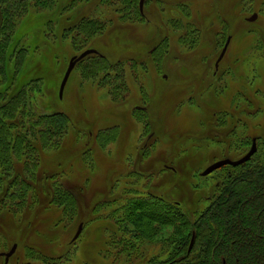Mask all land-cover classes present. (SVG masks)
Returning <instances> with one entry per match:
<instances>
[{
	"label": "rangeland",
	"instance_id": "374dc122",
	"mask_svg": "<svg viewBox=\"0 0 264 264\" xmlns=\"http://www.w3.org/2000/svg\"><path fill=\"white\" fill-rule=\"evenodd\" d=\"M26 1L13 16L0 0V124L23 118L22 107L71 117L62 146L59 132L44 152L37 147L31 155L41 168L55 170L49 175L58 190L63 181L71 187L79 208L66 218L54 205L24 220L0 209V251L19 241L10 264H17L29 243L60 256L48 258L51 264H139L165 257L169 236L179 235L175 225L140 221L137 213L121 207L139 191L170 195L180 189L186 195L190 182L205 195L210 188L214 193L216 175L224 178L227 169L204 179L202 171L224 155L238 158L250 148L258 129L255 113L264 102V0H143V12L141 0H82L64 10L71 19L60 15L64 0ZM254 13L257 18L248 20ZM79 14L87 19L80 34ZM88 47L97 53L76 64L60 98L71 57ZM12 74L15 81L25 75L22 98L30 102L19 109L12 102L15 113L3 107L18 84L7 89ZM39 74L45 78L33 82ZM223 111L235 121L229 124ZM259 148L255 157L264 161V140ZM103 195L111 201L96 211ZM122 215L127 225L145 231L129 255L106 252L108 235Z\"/></svg>",
	"mask_w": 264,
	"mask_h": 264
},
{
	"label": "trees",
	"instance_id": "16d2710c",
	"mask_svg": "<svg viewBox=\"0 0 264 264\" xmlns=\"http://www.w3.org/2000/svg\"><path fill=\"white\" fill-rule=\"evenodd\" d=\"M2 1L9 5L10 15L20 12L27 2L26 0ZM39 1L47 4L50 0ZM80 1L82 0L61 2L60 15L63 18L71 19L72 16H67L68 13H64V10L71 9ZM78 17L80 20L76 23V28L80 34L83 27H87V19L83 14H79ZM61 21L64 22L65 19ZM2 48L0 50H3ZM103 58L105 59V57ZM35 69L34 67L33 70ZM44 78L45 75L39 74L31 80L34 82V80ZM24 80L25 75L16 80L18 84L12 93L13 96L9 97L7 104L3 102V107H11L12 102H16L15 105L19 109L20 106L26 105V101L29 107V100L22 98L26 96L23 86H26L27 82ZM16 81L12 74L7 89ZM116 88L121 89L122 86ZM110 92H114L113 87H110ZM13 107L15 106L13 105ZM13 107L7 109L6 112L15 113ZM22 108H25L23 118H18L16 121L10 118L8 122L4 121L0 124V204L5 199L8 200V203L1 206L0 209L8 210V214H13L20 220H24L29 214H35L39 209H47L54 205L61 207L66 218L75 216L79 203L72 196L71 187L63 181L61 190H58L56 184L51 182L54 176L49 175L55 170H48L45 166L41 168L39 158L36 159L34 155H31L37 147L41 149V152H44L47 145L54 143L59 132L61 133L62 146L69 130L71 117L62 111L51 115L46 113L38 115L31 108L30 111L27 110V107ZM20 113L23 115L21 111L17 114ZM255 114H257L258 129L254 130L250 141L252 144L256 139L257 152L242 164H228L209 175L200 174V177L204 179L212 177L220 170L227 169L224 178L216 175L217 178L213 184V187L216 188L214 193L210 188V193L205 195L203 188L190 182L186 185V195H183L180 189L178 192L174 189L170 195L165 191H162L160 195L151 191L147 193L139 191L138 193L141 195L136 194L126 199L121 207L125 209V212L137 213L141 217L140 221L147 219L161 225L173 224L179 233V235L169 236V241L162 248L163 253H167L165 257L156 256L139 264H264V161L255 157L260 149V140H264V102L258 104ZM218 115L219 112L215 111L214 116ZM222 115L228 118L229 124L234 120V116L229 111H223ZM237 120H240L238 116ZM14 122L17 123L16 127H13ZM244 122V125L248 124L247 121ZM101 131H97L96 140H98ZM33 135H35V139ZM88 135L91 136V133ZM36 139L39 140L38 143ZM226 151L229 152V150ZM228 155L230 153L224 155L223 158H239ZM58 174L59 172H56L55 175ZM177 174H179V170H176ZM175 187L177 188L176 182L173 188ZM110 188L113 189L112 186ZM178 188H180L179 185ZM101 197L95 203L96 211L100 210L101 205L109 204L108 201H111L105 195ZM127 213L125 214L129 219ZM121 217H119L118 226L108 235L106 252H115V255H129L131 250L136 249L137 243L144 238L145 231L130 227L126 224L125 216ZM30 225L28 221L26 228H29ZM0 232L3 230L0 229ZM5 237L7 238V236ZM77 239L72 237L70 243L72 244ZM192 239L194 241L190 246ZM27 245L26 251L18 258L17 264H51L50 261L46 262L48 258L58 259L60 257L56 258L46 254L38 244L29 243ZM18 249L19 247L7 263L3 260L1 264H10L11 259L16 258ZM32 251L38 254L37 259L32 256ZM2 252L6 251H0V257H2Z\"/></svg>",
	"mask_w": 264,
	"mask_h": 264
},
{
	"label": "water",
	"instance_id": "95a60500",
	"mask_svg": "<svg viewBox=\"0 0 264 264\" xmlns=\"http://www.w3.org/2000/svg\"><path fill=\"white\" fill-rule=\"evenodd\" d=\"M140 10H141V12H143V0L140 1ZM256 18H257V13H254L252 16L248 17V20L253 21ZM230 40H231V36H229L227 38V41H226V43H225L217 61H216V67H218L220 61L223 59V57H224V55L228 49ZM91 53H97V49L88 48V49H85L84 51H82L80 54L74 55L71 57V59L69 61V65L66 69V72L64 74V77H63L61 85H60V90H59V97L60 98L63 96L65 86H66L68 79L71 75V72L75 68L76 64ZM257 149H258L257 141H256V139H254L250 149L244 155L239 157L238 159H231V158L218 159V160L212 162L211 164H209L202 171L201 174L204 176L208 175V174L212 173L214 170H216V169H218L224 165H228V164H230V165L242 164V163L248 161L253 156V154L257 151ZM82 229H83V224L81 223L78 227L77 232L74 235V239H77L79 237ZM193 241H194V239H192L190 246H192ZM16 249H17V244L15 243V244H13V246L8 251L1 253V255H4L6 257L5 258L6 263L9 261L10 257L13 255V253L16 251Z\"/></svg>",
	"mask_w": 264,
	"mask_h": 264
},
{
	"label": "bare ground",
	"instance_id": "6f19581e",
	"mask_svg": "<svg viewBox=\"0 0 264 264\" xmlns=\"http://www.w3.org/2000/svg\"><path fill=\"white\" fill-rule=\"evenodd\" d=\"M221 159V158H220Z\"/></svg>",
	"mask_w": 264,
	"mask_h": 264
},
{
	"label": "flooded vegetation",
	"instance_id": "af4514ba",
	"mask_svg": "<svg viewBox=\"0 0 264 264\" xmlns=\"http://www.w3.org/2000/svg\"><path fill=\"white\" fill-rule=\"evenodd\" d=\"M217 68V67H216Z\"/></svg>",
	"mask_w": 264,
	"mask_h": 264
}]
</instances>
